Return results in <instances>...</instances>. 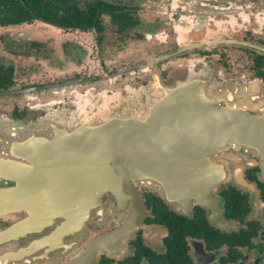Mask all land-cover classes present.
Listing matches in <instances>:
<instances>
[{
	"label": "flooded vegetation",
	"instance_id": "flooded-vegetation-1",
	"mask_svg": "<svg viewBox=\"0 0 264 264\" xmlns=\"http://www.w3.org/2000/svg\"><path fill=\"white\" fill-rule=\"evenodd\" d=\"M92 4L99 29L90 27ZM51 14L53 24H0L38 23L60 36L28 41L36 56L7 48L36 60L32 73L0 56L13 69L0 118L35 121L43 107L90 113L101 108L90 97L150 88L157 98L183 89V99L264 125V0H67ZM156 115L154 124L169 125ZM187 123L163 132L199 135L165 145L189 151L149 161L146 176L72 175L43 191L32 186L42 182L37 160L16 161V176V165H0V264H264V145L234 143L264 126Z\"/></svg>",
	"mask_w": 264,
	"mask_h": 264
},
{
	"label": "water",
	"instance_id": "water-1",
	"mask_svg": "<svg viewBox=\"0 0 264 264\" xmlns=\"http://www.w3.org/2000/svg\"><path fill=\"white\" fill-rule=\"evenodd\" d=\"M183 96V89L166 90L161 98L148 95L140 99L133 92L127 98L115 99L113 107L107 106L108 100L104 99L103 109L92 119L85 118L87 113L83 110L53 113L29 125L0 119V165H16L17 171L11 173L16 176L19 171L16 161L25 156L37 160L43 168L42 182L32 186L50 191L60 185L67 186L68 177L72 175L146 176L149 161L162 162L166 155L180 156L189 151L182 146L167 148L165 145L189 143L188 138L194 141L199 135L165 134L163 131L170 127H188L190 119L197 123L194 128H217L236 123L235 127L258 131L264 126L262 120H249L239 111L219 110L212 102L183 99ZM179 105L195 108H174L183 107ZM165 106H168L166 110ZM150 112L164 116L169 125L154 124ZM247 122L250 124H237ZM227 137L224 136L226 141ZM234 143L258 148L264 145V135L234 134ZM19 192L20 189L15 188L10 190V195L18 196Z\"/></svg>",
	"mask_w": 264,
	"mask_h": 264
},
{
	"label": "rangeland",
	"instance_id": "rangeland-1",
	"mask_svg": "<svg viewBox=\"0 0 264 264\" xmlns=\"http://www.w3.org/2000/svg\"><path fill=\"white\" fill-rule=\"evenodd\" d=\"M57 36V38L59 39L60 36L56 34V32H54V30L50 29V28H43L41 25H39L38 23H34L32 25H26V26H19V27H15V28H7V29H2L0 28V40H1V53L0 56L3 59H10L13 63H18L20 65H22L24 68L23 70H27L26 73H32L33 71H35V69H32L31 67H33L36 63V60H24V57H12V55L7 51V48H10L11 51H30V54L32 56H36V52L40 51L37 50L36 48H34L30 42L28 41H35L32 39H49L51 37ZM49 41V40H48ZM41 53V52H40ZM40 53H38L39 55L37 57H34L35 59H38L40 61V58L38 57H42L43 55H41ZM96 57V56H93ZM16 58V59H15ZM19 83V82H18ZM29 83V81H28ZM30 84V83H29ZM134 92H136L138 94V97H140V99H143L145 97H147L148 95H150V97H152V94L150 92V88H143V89H139V90H135ZM133 93V92H130ZM129 93V94H130ZM106 95H108L107 93H105ZM105 94H101L98 95L96 97H90L89 102H93L94 104H97L96 107L100 106V109L97 108H93V106H91V110L90 113H87L85 118H94L96 115L99 114V111L102 108V102H104V99H107V106L113 107L115 106V99H119V98H127L129 94L121 97L119 95H112V96H105ZM86 100V99H85ZM2 103V102H1ZM0 103V104H1ZM11 106L13 105V102L11 101ZM96 109V110H95ZM42 110L47 111L46 115L43 117L38 118L35 121H29V122H24L21 121L23 124L25 125H29L30 123H36L38 121H40L42 118H46L49 115H52L53 113L57 114L60 112H77V111H82V109H75V110H65V109H60L57 110V112H51L50 107L46 108L43 107ZM4 118H8V117H3L0 119H4ZM10 121H16L13 120L11 118H8ZM17 122V121H16Z\"/></svg>",
	"mask_w": 264,
	"mask_h": 264
},
{
	"label": "trees",
	"instance_id": "trees-1",
	"mask_svg": "<svg viewBox=\"0 0 264 264\" xmlns=\"http://www.w3.org/2000/svg\"><path fill=\"white\" fill-rule=\"evenodd\" d=\"M67 0H0V24L2 26L18 25L22 23H32L34 21L44 20L52 22L51 9L53 4L65 5ZM99 4H92L89 10L92 16L90 27L97 26L99 29V9L95 8ZM62 15H69L64 13ZM56 26L62 25L59 21L54 19ZM81 23L73 24V28H79ZM13 69L4 70L0 67V91L12 85Z\"/></svg>",
	"mask_w": 264,
	"mask_h": 264
}]
</instances>
